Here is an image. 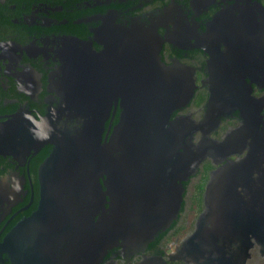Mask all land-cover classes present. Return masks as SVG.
<instances>
[{
  "label": "flooded vegetation",
  "instance_id": "obj_1",
  "mask_svg": "<svg viewBox=\"0 0 264 264\" xmlns=\"http://www.w3.org/2000/svg\"><path fill=\"white\" fill-rule=\"evenodd\" d=\"M145 37L196 89L171 116L178 144L139 209L168 219L179 195L180 208L169 227L119 241L99 264H264V0H0V264H14L5 239L40 202V168L54 149L41 140L79 128L89 101L110 136L125 88L141 81ZM218 81H243V99L213 101ZM244 113L259 133L229 143ZM193 153L203 154L196 165ZM234 165L235 176H216Z\"/></svg>",
  "mask_w": 264,
  "mask_h": 264
},
{
  "label": "water",
  "instance_id": "obj_2",
  "mask_svg": "<svg viewBox=\"0 0 264 264\" xmlns=\"http://www.w3.org/2000/svg\"><path fill=\"white\" fill-rule=\"evenodd\" d=\"M143 43L141 81L138 86L125 88L123 111L110 136L104 140L106 119L99 105L89 101L80 110L79 128L65 131L60 139L49 134L41 140L40 146L52 144L54 149L40 168L37 210L5 239L4 248L14 264H99L106 251L119 241L130 240L131 235L141 239L144 230L148 231L145 235H153L177 218L180 195L168 219L153 212L142 213L139 203L162 174L165 156L178 144V123L173 125L171 116L190 103L196 85L190 71L169 68L161 62L157 44L146 37ZM243 81L241 85L218 81L213 101L227 95H234L236 100L235 93L242 100ZM212 109L207 118L215 122L218 114ZM245 114L244 125L228 136L229 143L238 133L251 129L253 119ZM249 132L258 134L259 128L254 126ZM248 137L252 138V152H259L258 135ZM201 156L202 153H193L194 165ZM234 170L235 165L216 176H235ZM142 218L150 219L154 226L143 227L147 223ZM199 224L200 233L202 220ZM210 233L217 235L220 231Z\"/></svg>",
  "mask_w": 264,
  "mask_h": 264
}]
</instances>
